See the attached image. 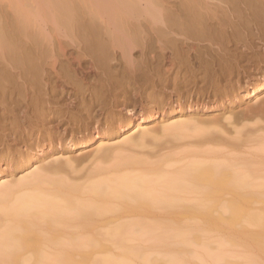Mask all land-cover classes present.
<instances>
[{
    "label": "bare ground",
    "instance_id": "6f19581e",
    "mask_svg": "<svg viewBox=\"0 0 264 264\" xmlns=\"http://www.w3.org/2000/svg\"><path fill=\"white\" fill-rule=\"evenodd\" d=\"M17 1L12 17L0 13V165L35 168L0 184V264H128L134 252L161 264L129 242L150 234L145 240L184 244L183 220L202 215L214 225L222 219L216 211L230 213L229 225L264 231V211L245 206L264 201V126L244 123L264 121V98L226 106L264 91V0ZM43 13L71 36L50 38L37 23ZM164 110L177 114L163 119V131L189 139L172 143L188 147L181 158L168 144L171 153L157 160L155 150L115 152L143 147L153 130L142 123ZM251 142L263 153L237 155ZM50 148L87 151L63 161ZM115 245L125 247L123 259Z\"/></svg>",
    "mask_w": 264,
    "mask_h": 264
},
{
    "label": "rangeland",
    "instance_id": "374dc122",
    "mask_svg": "<svg viewBox=\"0 0 264 264\" xmlns=\"http://www.w3.org/2000/svg\"><path fill=\"white\" fill-rule=\"evenodd\" d=\"M154 1L156 2V0H154ZM158 1L160 3V0H157V2ZM15 2H17V5H18L19 1H17V0H0V9H1L0 13L2 12L4 16H6L5 14H9V15H7V17H9V16L12 17L11 15L14 12L13 11L14 8H11V6H12V3L14 6H17ZM22 2H24V1L22 0ZM161 2H162V0H161ZM163 2L168 3V2H170V0L169 1L167 0L166 2H165V0H163ZM173 2H175V1L172 0L170 3H173ZM19 4H22V3L19 2ZM14 6H12V7H14ZM19 6H17V7H19ZM22 8L24 9V7H22ZM17 9L18 8H16V10ZM14 14H16V13H14ZM43 15H44V13H43ZM43 15H41V17ZM50 15H51V13H50ZM80 15H82L83 17L85 16L86 19H89L88 18L89 15L86 14V12L85 13L82 12V14L80 13ZM44 16H45V18L43 17V19L42 18L39 19L37 23H39L42 26L43 30L47 33V35L50 36V38L54 35L57 36L59 34L61 36L58 37L59 36L58 35L57 37L58 38L62 37L61 39H63V36H65L64 34L68 30H65L64 28H62V25H61L62 23L60 21H58L61 23V24L60 23L58 24L57 20L54 17H52V16L48 17L49 15L46 16V13ZM85 17H84V19H85ZM51 19H55L56 21L55 20H53V21H55L57 23L55 24V22H52ZM35 22L36 21H34V23ZM38 28L39 27L35 25L33 27V30L38 29ZM69 32L71 33L70 30H69ZM37 33H38V31H37ZM68 33H66L64 40L67 39L66 37H67ZM69 36H71V34ZM54 37H52V39ZM57 37H55V39ZM64 44L66 45L67 42H64ZM67 45H66L67 50L74 51L76 49V48L74 49L73 45H71L72 47L71 46L67 47ZM65 76H66V73H65ZM255 76H256L255 77L256 79L259 78V77H261V73H258ZM71 77L72 76L69 77L70 80H71ZM76 79L74 77V80H76ZM234 80H236V78ZM224 87H225V85L222 88L224 89ZM244 97H245V99H244ZM244 97H241V95H238L236 99H234V100L230 99V100L226 101V106L229 108V110H232V109L240 110V109L244 108V106H246L247 104H249V105H252L255 103L257 104V102H259L261 98H264V91L261 93H258V95H252L251 97H247V96H244ZM215 106H216V104H215ZM187 110H188V108H187ZM206 112L210 113V115H215L216 113L217 114L220 112L224 113L225 111L224 110L223 111H220V110H215V111L213 110L212 111V110H210V111H206ZM226 112H228V110ZM177 113H180L179 108H178ZM177 113H171L170 114L169 112H166L164 110V111L158 113L155 121L142 123L143 127H146V128L152 127L151 129L153 130V132L149 133L150 135L148 134V136H147L148 138L146 137V142L145 143L143 142L144 143L143 147H140V145L136 146L135 144H133V145L132 144H123L122 146L118 145L117 147H115L116 148L115 152H117V153L118 152H123V153L126 152L125 154H130L133 156H141V155L147 156L146 154L149 155V153L151 154L154 152L156 155L159 154L158 156L155 155V157H152L151 160H157V158L159 159L160 157H163V156L165 157V155L166 156L169 155V153H171V151L168 150L166 147H168L170 149L172 146V148L174 147V149H175V147L178 146V144H179V146L183 144V143L181 144L179 142H181V141L186 142V140H189L188 138H185V137L184 138H182V137L178 138L176 135L168 136V132L167 131L164 132L162 129V127L164 126L163 124H166L165 122L169 123V122L173 121V119H175V114H177ZM228 115H229V113H228ZM163 119L164 120L166 119V121L164 122ZM12 120L15 121V118L12 117ZM231 120L225 119V122L228 123L227 124V126L229 127L228 130H230L234 136L235 135L234 134L235 133L234 125L229 124L230 122H228ZM139 121L141 122L142 119H138V122ZM256 122H259V123H256ZM244 123L248 124V126H250V127H254V125L255 126L259 125L261 127L264 126V121H262L261 118H259V119L256 118L255 120H253V119L252 120L249 119L247 121L245 120ZM238 126H242V124H240ZM137 130H138V128L136 127L134 129L119 131L118 133H116L114 135V137L116 136L114 141L120 140L124 137H128V136H130V134L133 135L132 133L135 134V132ZM169 134H170V132H169ZM225 134L227 136H231V133H225ZM257 134H259V135L264 134V131L257 132ZM2 136H3V133L0 129V138H2ZM170 138H172V140H170ZM173 138H174V141H173ZM177 138L180 141L175 142V140ZM144 141H145V139H144ZM100 142H101V139L99 137L95 138V140L92 142L93 144L91 147L92 148L97 147L100 144ZM169 142H171V143L169 144ZM173 142H175L177 145L173 146V145H175ZM172 143H173V145H172ZM166 144L171 145V146L167 145L166 147H164ZM126 145H129V146H126ZM258 145H259L258 142L256 143V145H255V142H254V144H252V142H251L249 145L250 147L248 145L245 147H242L243 150L237 151L238 152L237 155H239L241 153V155H239V156H244V155L249 156V157L253 156L252 159H254L256 157H254V155L252 154L253 152L255 154V151H258L259 149H260V151H258V153L262 152L261 148H259ZM15 146L19 147L17 145H15ZM255 146H257V147H255ZM0 147H6L4 142L3 143L0 142ZM51 147H53V146H51ZM54 147H61V146L55 145ZM122 147L124 149L126 147V149L122 150L121 149ZM244 148H246V149H244ZM183 149L184 150L188 149V147L184 146V147L179 148V150L176 147L175 151L173 149H171L172 154L174 156H176V158L177 157L181 158L183 156V153L185 152ZM153 150H155V151L153 152ZM50 151H51V154L53 153L52 155H54V157H59V158H62V160L63 159L66 160L68 156H72V155L73 156H79L81 154L86 153L87 150L86 149L85 150L84 149H74V150H72L71 153H63V151H61L60 148L58 150H56V152L50 148V149H48V152H50ZM180 151H182V152H180ZM249 151H251V152H249ZM43 152L44 151H39L37 153L36 157L42 156ZM174 152H176V155ZM246 153H249L252 156L249 154H246ZM62 154H64V155H62ZM246 156H245V158H246ZM9 159H10V157L8 155H6V161ZM92 159H93V157H91V160ZM90 162L91 161H88V163L86 162L83 166H81V168L84 167L85 169H87L88 166H90V164H91ZM1 163L3 165H0V166H2V167H0V184L2 183L3 180H6V179L11 180L12 178L13 179L14 178L15 179L20 178L21 176L28 174L29 172H32V170H34V168H35V166L33 167V166H31L32 164H30L27 167H23V168L19 169L17 172H15V171H13L12 163H11V165H9V168L7 167L8 169L5 168L6 166H4L3 162H1ZM173 163H175V164H172V165H179L182 162H180V163L177 162L179 164H177L176 162H173ZM87 164H88V166H87ZM95 165H96V163H95ZM95 165H93V163H92L91 166L93 167ZM84 168H83V170H84ZM245 206L248 209L253 210V211H264V201L262 199L261 200L256 199V201H246ZM214 215L216 217H218L219 215H222L221 216L222 219L218 220L214 225H209L204 220V216H202V215H194L193 219L192 218L188 219V217H186L183 220L184 221L183 223H184V225L188 226V227L184 228V230L186 231L185 234L187 236V242L184 244H178V243L174 242L173 241L174 237H172L170 240H168V243H169V244L167 243L168 245L164 242L162 244L161 242H154V241H151L150 239L145 240L150 234H148V235L146 234V236H144V237L142 236L143 238L140 237V239H144L142 241L140 240V242H139V240H137V241L129 242V244L131 246L140 247L144 251V254H147L148 256L157 259V261H159L158 263L162 262L161 264H167V263H165L166 258L169 259L170 257H173V256H179V257H178L177 262L175 261V263H172V264H264V250L262 248V247H264V231L261 227L248 224L245 221H242L238 225H229L227 222H228V219L230 218L231 215L228 211H225L222 214H219V212L216 211ZM180 217H185V216L181 215ZM223 219L227 222H224ZM162 233H166V231L162 230ZM124 251H125L124 246L115 245L112 247V252L114 253V255L116 257H119L120 259L124 258ZM103 252H104L103 249L100 248L98 251V255H102ZM163 261H164V263H163ZM173 261H174V259H173ZM127 262H128V264H150V262L145 261L143 259L142 255L138 254L137 252H134L133 254H131L130 257L127 258ZM84 264H97V263L94 260H90ZM168 264H171V263L169 262Z\"/></svg>",
    "mask_w": 264,
    "mask_h": 264
}]
</instances>
